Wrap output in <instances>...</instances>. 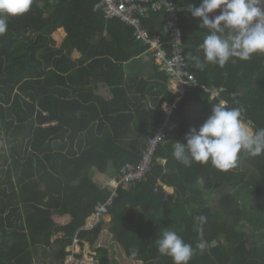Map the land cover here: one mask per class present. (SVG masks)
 I'll use <instances>...</instances> for the list:
<instances>
[{"label": "trees", "instance_id": "obj_1", "mask_svg": "<svg viewBox=\"0 0 264 264\" xmlns=\"http://www.w3.org/2000/svg\"><path fill=\"white\" fill-rule=\"evenodd\" d=\"M171 1L181 10L185 56L199 85L186 84L180 95L168 89L166 72L141 80L152 106L122 84L123 65L147 49L131 27L95 10L99 0H31L25 14L8 18L0 34V264H120L111 248L125 264H173L155 244L166 229L192 245L189 264H264V154L242 151L228 171L173 156L174 143L220 101L264 128V54L197 68L190 57L203 61L207 33L183 9L199 0ZM165 11L145 14L151 35H161ZM100 82L116 89L111 100L94 93ZM201 86L224 92L211 99ZM164 102L175 104L171 114ZM166 118L171 129L145 179L116 192L94 181V171L113 179L138 164ZM99 206L106 211L89 229ZM199 215L207 218L202 235L193 221ZM201 240L203 250L196 247Z\"/></svg>", "mask_w": 264, "mask_h": 264}, {"label": "clouds", "instance_id": "obj_2", "mask_svg": "<svg viewBox=\"0 0 264 264\" xmlns=\"http://www.w3.org/2000/svg\"><path fill=\"white\" fill-rule=\"evenodd\" d=\"M30 5L31 0H0V34L7 31L9 17L25 14ZM262 5L264 0H199L198 5L191 4L189 9L184 8L193 18H198L199 27L207 33L199 45L203 61L199 56L190 57L195 60V66L201 70L208 63L223 67L234 58L246 61L253 55L264 54ZM217 10L218 14H214ZM127 26L133 29L134 34V28ZM170 86L174 92L171 79ZM169 104L164 102L163 111L167 112V107L171 106ZM242 112L240 107H227L224 101L212 105L210 115L204 122L198 128H190L184 142L174 143V158L186 165L193 162L210 163L217 170L228 171L236 166L242 151L253 157L264 154V128L256 129L251 121L243 118ZM206 219L203 215L193 217L201 235ZM155 244L161 255L172 258L173 264H189L194 253L192 245L173 230L162 231ZM196 247L203 250L206 242L201 240Z\"/></svg>", "mask_w": 264, "mask_h": 264}, {"label": "built area", "instance_id": "obj_3", "mask_svg": "<svg viewBox=\"0 0 264 264\" xmlns=\"http://www.w3.org/2000/svg\"><path fill=\"white\" fill-rule=\"evenodd\" d=\"M165 11V24L159 36H153L144 27L143 20L146 13ZM151 9V10H150ZM95 10L102 12L106 20L119 19L122 23L134 28V38L142 42L143 46L152 52L161 70L171 76V83L175 93L183 94L188 87H197L198 79L189 71L188 60L185 56V45L182 30L179 26V13L181 10L166 0H99ZM207 93H211V99L218 98L221 91H211L201 86ZM175 104L167 107V113L171 114ZM171 129L169 118L161 124L154 134L147 140V148L142 153L138 164H127L123 166L118 178L109 179L104 186L116 190L128 181H140L146 178L151 171L153 158L158 147L166 142L168 132ZM97 214L89 222V229L97 227L100 223L99 217L106 211L105 206L96 209Z\"/></svg>", "mask_w": 264, "mask_h": 264}, {"label": "crops", "instance_id": "obj_4", "mask_svg": "<svg viewBox=\"0 0 264 264\" xmlns=\"http://www.w3.org/2000/svg\"><path fill=\"white\" fill-rule=\"evenodd\" d=\"M123 71H124L125 79H123L122 84L123 85L125 84V86L128 87L129 94H131L132 97L134 96V97L139 98L140 100L143 99L142 100L143 104L148 103L150 106H152L153 103H151L152 96L150 95V92H151L150 88L146 86L143 87L142 86L143 84L140 83L141 80H145L148 83L154 82V80H157V78L159 77V72L162 71L160 67L158 66L152 53L143 49L142 53H140L138 56L133 58L131 61L123 65ZM116 79H118V74L115 76L114 80ZM137 85H140L143 87V90L139 93H136L135 91L132 90V88H134L135 90L139 91L138 90L139 88ZM122 87L123 86L121 85V87H119L118 89ZM113 89L116 90L115 88ZM113 89H111L109 85H107L106 83L100 82L97 85V88L95 89L94 93L98 96H102L103 98L107 100H111L113 96V93L111 91ZM168 89L169 90L171 89L170 83L168 85ZM130 91L137 95L131 93ZM93 174H94V178H93L94 181L99 185L100 184L105 185L106 181L112 177V176H109V174H101L97 171H94L92 175ZM164 189L165 190L168 189V191L170 190L171 194L174 193L173 188L164 186ZM102 237L112 242L111 236L108 230L103 231Z\"/></svg>", "mask_w": 264, "mask_h": 264}, {"label": "rangeland", "instance_id": "obj_5", "mask_svg": "<svg viewBox=\"0 0 264 264\" xmlns=\"http://www.w3.org/2000/svg\"><path fill=\"white\" fill-rule=\"evenodd\" d=\"M262 7H264V5H262ZM197 79H198V78H197ZM93 177H94V174H93ZM108 182H109V179L106 181V183H108ZM166 192H168V193H167L168 195L171 194V191H170V190L168 191V189H166ZM215 198H217V196H216L215 193H213V194L210 196V199H211L212 202H213V201L215 202ZM92 219H93V218L90 219V222L92 221ZM107 220H109V218H108ZM249 231L252 232V231H253V228H250ZM260 232H261V231H260ZM260 232L257 231V232L255 233V235H256V239H260V237H261V235H259V234H261ZM103 244H104V245H108L109 247H110V245H111V244H110V245L108 244L107 240H105ZM111 249H112V253L115 254V259H116V261H117V262H120V264H125V260H124L123 254L121 253L120 249H119V248H111ZM76 251H79V252L81 253V248H77ZM90 253H91V247H90L89 245H87L86 253H85L87 259H89V257H90L89 254H90ZM134 264H138V263H134Z\"/></svg>", "mask_w": 264, "mask_h": 264}]
</instances>
